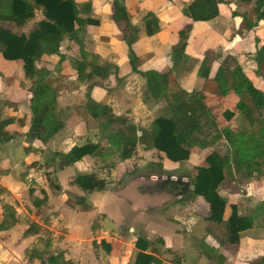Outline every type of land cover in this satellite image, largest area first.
<instances>
[{"label":"crops","instance_id":"crops-1","mask_svg":"<svg viewBox=\"0 0 264 264\" xmlns=\"http://www.w3.org/2000/svg\"><path fill=\"white\" fill-rule=\"evenodd\" d=\"M112 1L74 0L83 9L80 20L89 18L97 24L85 25L79 44L65 36L60 56L50 54L46 47L38 55L35 67L47 73L49 97L55 99L62 124L53 136L46 139L45 132L51 111L44 115L39 134L30 131L33 113L27 101L36 78L27 80L21 63L0 57V122L14 119L6 127L11 138L0 140V264H40L47 255L59 254L73 264H134L140 252L135 245L138 238L149 242L143 252L159 264H258L264 260V165L254 167L251 177L243 169L236 170L245 174V192L239 189L241 199L233 198V182L224 179L218 188L226 200L225 218L231 205L237 207L239 215L254 216L252 228L240 234L237 244L226 241L223 224L207 219L209 206L201 198L181 200L185 190L174 194L162 184H145L140 176L115 183L128 172L139 171L148 155L161 159V164L167 159L163 153L137 144L132 157L121 160L111 136L123 126L111 124L102 131L99 121L86 110L89 97L108 107L114 117L147 129L159 107L166 106L161 99L144 101L146 83L131 72L128 46L112 21ZM223 1L219 15L208 22H192L182 15L183 3L190 2L187 0H123V4L131 24L139 31H144L147 14L158 19L157 33H143L132 45L138 70L170 72V85L173 76L172 82L184 91H201L210 114L234 113L225 119L226 125L238 129L242 127L240 121L248 126L237 116L238 96L233 91L220 96L212 76L224 61L230 69L237 64L254 87L264 93V69L258 70L255 61L256 41L264 46V22L248 17L246 7L252 6L253 11V2L242 3L245 7L240 10L242 5L235 0ZM87 3L89 9L83 7ZM42 19L36 11L15 31L27 33ZM185 30L188 39L184 57L172 67L171 49ZM205 56L211 71L209 79L197 75ZM94 64L111 65L117 71L106 80L95 79L88 75ZM17 120H23L22 127ZM87 144L99 145L100 154L84 156L73 164L64 158L73 147ZM197 152L204 150L192 148L184 163L199 157ZM167 161L170 170L178 165ZM232 171L231 180L235 176ZM79 174H94L109 182L102 191L84 192L73 183ZM155 176L158 174L147 177ZM42 192L46 200L35 206V198H44ZM170 195L174 197H167ZM77 198H84L90 209L76 207ZM202 240L212 245L215 254L211 256L201 249Z\"/></svg>","mask_w":264,"mask_h":264},{"label":"trees","instance_id":"trees-1","mask_svg":"<svg viewBox=\"0 0 264 264\" xmlns=\"http://www.w3.org/2000/svg\"><path fill=\"white\" fill-rule=\"evenodd\" d=\"M239 1L253 2L255 22H264V0ZM222 3H224L223 0H192L183 5L181 13L192 22H208L219 15V5ZM83 7L89 9L90 5L87 3ZM36 11L41 13L43 19L37 22L33 29L27 33L15 31L16 28H21L31 20ZM82 12L83 9H80L74 0H0V57L7 62L21 63L27 80L36 78L28 97L33 113L30 131L35 134L43 129L44 125L41 122L44 121V115L56 105L55 99L49 97L50 86L46 82L47 73L40 72L35 67L38 55L42 48L46 47L50 54L60 56L59 47L65 36L79 44V38L84 34L85 25L97 24L89 18L84 21L80 20L79 16ZM144 20V31H139L131 24L123 0L112 1V21L128 46V62L131 72L139 74L146 83L143 99L144 101L147 98L164 100L171 110L170 117H158L151 122L149 129H144L135 127L126 119L114 117L108 107L93 102L89 97L86 110L99 121L102 131L111 124L123 126V130L120 129L111 136L118 147L121 160L130 159L137 144H141L147 149L163 153L167 160L181 164L189 159L192 148H212L214 144L219 143L218 140H225L228 154L221 155L212 148L204 160V165L194 168L189 199L204 200L209 206L207 219L223 224L226 241L230 244H237L240 234L252 228L254 216L239 215L237 207L231 205L229 215L225 218L226 200L219 195L218 188L224 181L226 173L229 176L232 175V165L237 171L243 169L247 177H251L254 167L264 165V93L254 87L237 64L230 69L224 61L213 74L212 80L220 96L226 95L229 91H233L238 96L235 106L237 116L246 120L248 127H238L236 133H231L226 127L219 130L216 120L204 103V95L201 91L186 92L175 85H170L168 80L170 72L161 74L154 70H138V58L132 45L143 33L145 36H152L158 31V19L153 14H147ZM3 23H9L10 26H4ZM246 24L249 25V22ZM178 37L179 41L172 47L170 53L173 66L178 65L184 57L187 30L180 32ZM255 61L258 70H263L264 46L258 41H256ZM112 71L117 70L111 65L94 64L90 67L88 75L95 79L106 80ZM210 73L208 58L205 56L197 75L200 78L209 79ZM233 114L229 111L224 112L227 119L232 118ZM50 116L52 118L50 117L51 121L47 123L46 139L53 136L62 125L56 115L51 114ZM13 121L14 119H8L0 122V140L7 141L11 138L6 127ZM18 121L22 127L23 120ZM255 125L258 126L257 130H254ZM204 127L212 132L204 135L202 132ZM137 132L140 133L139 136ZM247 135L255 136V138L251 139L246 137ZM251 143L255 151L252 159H250L252 154L246 151ZM100 152L99 145L87 144L73 147L67 155H64V158L73 164L84 156H95ZM260 157H263V160L257 163ZM36 165V163L32 164L33 167ZM159 168L162 169L160 166ZM48 175L49 173L45 174L46 179H49ZM73 183L88 193L102 191L107 185L104 180L94 174H79ZM42 194L44 195L42 200L34 199L35 206H40L45 202L46 196L43 192ZM262 205L263 203L260 206ZM76 207L84 210L90 209L84 198L76 199ZM148 243L143 238L136 240L135 245L140 252L134 264H159L153 257L144 254L143 251L146 250ZM40 264L73 263L65 261L59 254L57 256L47 255ZM258 264H264V260Z\"/></svg>","mask_w":264,"mask_h":264},{"label":"rangeland","instance_id":"rangeland-1","mask_svg":"<svg viewBox=\"0 0 264 264\" xmlns=\"http://www.w3.org/2000/svg\"><path fill=\"white\" fill-rule=\"evenodd\" d=\"M187 1L189 2V1H192V0H187ZM235 1H236V3H237L238 6L242 5V2L239 3L240 2L239 0H235ZM185 4H187V3H183V5H185ZM244 4H247L248 5L249 3H244ZM244 7H245V5L240 6V10H243ZM251 7L252 6H247L246 8L248 9L247 12H249V13H247V14H249L248 17L253 20L255 18V15H254L253 11L251 10ZM243 19H245V18H243ZM244 21H245V24L248 22L247 19H245ZM3 25L8 27V24L3 23ZM187 39H188V36H187ZM177 43H178V41H177ZM255 55H256V52H255ZM172 67H176V65L175 66L172 65ZM189 67L190 66L188 65L186 67V70L189 69ZM174 71H177V69L174 70ZM173 80L174 79H173V76H172L171 77V84L175 85L176 87H179V85L176 82H172ZM205 89H206V87H205ZM29 96H30V92H29ZM27 103H28L29 106L31 105L29 101H27ZM164 103L166 104L165 101H164ZM159 108L160 109L158 110L157 114L154 115L155 117L153 116V120L156 119V118H158V117H166V118H168L169 115H170V112L169 111H171V110L168 108L167 104H166V106L165 105L164 106H160ZM51 111H52L53 115H56L57 116V114H56V105L52 107V110ZM212 117H214V119L216 120V122L218 120L217 125H218V129L219 130L220 129H223L224 126H227L226 128L227 129L229 128L231 133H236L237 132V131H235L237 129L234 126H230V124L226 125V121L227 120H225V119H227V118L224 115V113L222 114L221 112H219V113L217 112V114L212 115ZM239 118H241V117H239ZM151 119L152 118H150L149 120H151ZM240 125L242 127H248V126H245L244 125V122L243 121L242 122L240 121ZM149 127H150V125H149ZM149 127L147 129H149ZM257 128H258V126L255 125L254 126V130H257ZM47 131L48 130L46 129L45 132H47ZM202 132H203L204 135H206V134H209L212 131H209L206 127H204V129H203ZM43 133H41L39 136H42ZM246 137H250L251 139H254L255 138V136H251V135H247ZM110 140L111 139H109V141ZM259 140H260V138H259ZM252 141H254V140H252ZM217 142H219V143L214 144L212 148L215 149V150H217L221 155L228 154V146H227L225 140H222L221 139V140H218ZM252 143H251V146L246 149V151L249 154H252L250 156V159H252L253 156L255 155V151H254V149L252 147ZM212 148L211 147H206V148L201 149V150H204V152H199L201 155L199 157H195L192 162H189V163H184L183 162L181 164H178L175 167H172L171 170H170L171 167H169L171 165H170V163L167 160L164 163L162 162L163 164H161L160 163V160L161 159H159L158 157L156 158L153 155H148L147 158H145V159L142 160V161H144V165L141 167V169H139V171L133 170L131 172H128V173H126L122 177L121 180L116 181L115 183H120L122 181L123 182H128L132 178H136L138 176H140V178H142V179L145 180V178H147V176H150V174L157 173L158 176H155V178L158 179L155 182L156 185L157 184L160 185V182H163L162 184H165V187H163V188H169L172 192H174V194H177L179 192H183V190H185L186 192L184 191V193H186V194H184L180 199L181 200H184V201L185 200L186 201H190L189 197L191 196V193H190V191H191V189H190L191 188V179L193 177L194 168L195 167H200V166H203L204 165L203 159H205L206 156L212 151ZM197 149H200V148H197ZM199 153L197 152V154H199ZM246 155H248V154L246 153ZM262 160H263V157H260L258 159V162L257 163L261 162ZM198 161H199V163H197ZM196 163H197V165L194 166ZM159 166L161 168H163V170H161L159 168ZM231 170H233L232 172L235 175L234 176V179H232L233 181L231 180L230 176L229 175H226V174H225V178L224 179H226V182H229V183L233 182L234 183L232 185V187H231L233 198H235V199L236 198L241 199V193H239V189L242 190V192L244 191L243 190V185L245 183L243 182V180H245V179H243L244 178L243 176L245 174L243 172H237L234 166H231ZM173 177L175 178V180H173ZM163 178L165 179L164 181L161 180ZM183 179H185V181H182ZM102 180H104L106 183L109 182V181H106L105 179H102ZM229 202H231V198H229ZM201 249L205 253H207V254H209L211 256L213 254H215V250L213 249L212 245L211 244H208V243H203V240H202Z\"/></svg>","mask_w":264,"mask_h":264},{"label":"water","instance_id":"water-1","mask_svg":"<svg viewBox=\"0 0 264 264\" xmlns=\"http://www.w3.org/2000/svg\"><path fill=\"white\" fill-rule=\"evenodd\" d=\"M158 179L157 178H155V177H152V178H145V184H148V185H152V186H155L156 185V181H157ZM162 181H164L165 179L163 178V179H161ZM173 180H175V178L173 177ZM160 181V180H159ZM163 182H160V184H162ZM167 197H170V198H172V197H174V196H167Z\"/></svg>","mask_w":264,"mask_h":264},{"label":"flooded vegetation","instance_id":"flooded-vegetation-1","mask_svg":"<svg viewBox=\"0 0 264 264\" xmlns=\"http://www.w3.org/2000/svg\"><path fill=\"white\" fill-rule=\"evenodd\" d=\"M149 186H152V185H149ZM163 187H165V184H162Z\"/></svg>","mask_w":264,"mask_h":264}]
</instances>
